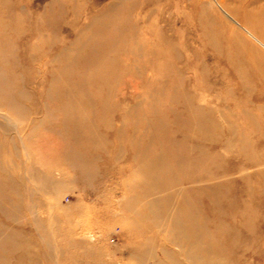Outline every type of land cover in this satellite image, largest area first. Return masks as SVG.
I'll list each match as a JSON object with an SVG mask.
<instances>
[{"label": "rangeland", "instance_id": "rangeland-1", "mask_svg": "<svg viewBox=\"0 0 264 264\" xmlns=\"http://www.w3.org/2000/svg\"><path fill=\"white\" fill-rule=\"evenodd\" d=\"M0 19V264L209 262L195 243L264 264V0H2Z\"/></svg>", "mask_w": 264, "mask_h": 264}, {"label": "bare ground", "instance_id": "bare-ground-1", "mask_svg": "<svg viewBox=\"0 0 264 264\" xmlns=\"http://www.w3.org/2000/svg\"><path fill=\"white\" fill-rule=\"evenodd\" d=\"M0 6H2V0H0ZM1 32H2V28H0V33ZM12 48H13L12 42H9V41L7 43H3L0 45V68L3 69L4 66L6 68H8L7 66L13 65L12 58L14 56V50ZM1 52H4V53H1ZM6 68H5V70L3 69L4 71H2L0 69V87H1V93L4 94V96L7 92V89H9L10 85H11V82H9L10 79L7 76H5ZM56 72H58V70H55L54 75ZM52 79H53V82L55 84H52V85L50 84L51 86H49V90L52 89V90L57 92L58 89H60L59 84L61 83V90L64 92L62 94H60V96H63L65 98L64 100L67 99L70 102H76L78 100V99L74 98V96H72V92H74V89H79V88H77V86H74L75 83L73 81H71L69 76H62V75L56 76L55 75ZM22 94H23L22 91L18 90L16 95H19L21 97ZM106 99L107 98L100 97L98 104L102 105ZM11 102H12V100H8L9 104H11ZM100 107H102V106H100ZM15 112L18 113V109H16ZM195 176H196L195 174L192 175L193 180H197V178H199V176H196L197 177L196 179L193 178ZM219 199L222 200L223 198H219ZM168 216H170V215L168 214ZM6 238H7V235H3V233L0 231V245H3L4 243H6ZM192 247H194L195 250L197 251V253L199 255L198 258H203L204 256H209V258H208L209 262H205L204 264H215L216 262H218L219 257L220 256L223 257V254L226 252V249L223 251L217 250V251L208 252V250L206 249V246H202V245H199L197 243L193 244Z\"/></svg>", "mask_w": 264, "mask_h": 264}]
</instances>
